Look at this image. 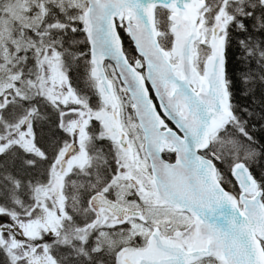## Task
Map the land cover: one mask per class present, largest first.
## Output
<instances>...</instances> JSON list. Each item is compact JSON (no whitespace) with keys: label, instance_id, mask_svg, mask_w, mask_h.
I'll return each instance as SVG.
<instances>
[{"label":"snow or ice","instance_id":"snow-or-ice-1","mask_svg":"<svg viewBox=\"0 0 264 264\" xmlns=\"http://www.w3.org/2000/svg\"><path fill=\"white\" fill-rule=\"evenodd\" d=\"M0 264H264V0H0Z\"/></svg>","mask_w":264,"mask_h":264}]
</instances>
